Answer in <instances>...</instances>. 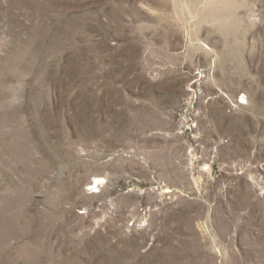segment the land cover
<instances>
[{
  "label": "rangeland",
  "instance_id": "rangeland-1",
  "mask_svg": "<svg viewBox=\"0 0 264 264\" xmlns=\"http://www.w3.org/2000/svg\"><path fill=\"white\" fill-rule=\"evenodd\" d=\"M0 264H264V0H0Z\"/></svg>",
  "mask_w": 264,
  "mask_h": 264
},
{
  "label": "built area",
  "instance_id": "built-area-1",
  "mask_svg": "<svg viewBox=\"0 0 264 264\" xmlns=\"http://www.w3.org/2000/svg\"><path fill=\"white\" fill-rule=\"evenodd\" d=\"M240 102H241V104H242V103H247V99L241 97V98H240Z\"/></svg>",
  "mask_w": 264,
  "mask_h": 264
}]
</instances>
